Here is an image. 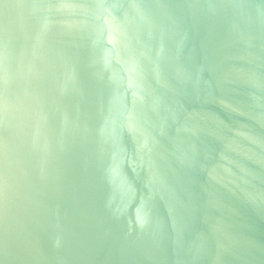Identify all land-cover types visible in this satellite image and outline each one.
<instances>
[{
	"label": "water",
	"instance_id": "water-1",
	"mask_svg": "<svg viewBox=\"0 0 264 264\" xmlns=\"http://www.w3.org/2000/svg\"><path fill=\"white\" fill-rule=\"evenodd\" d=\"M0 264H264V0H0Z\"/></svg>",
	"mask_w": 264,
	"mask_h": 264
}]
</instances>
